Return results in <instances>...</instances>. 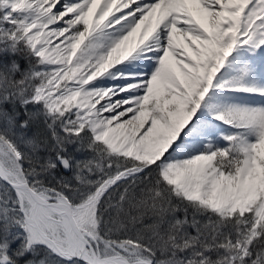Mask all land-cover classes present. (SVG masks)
Instances as JSON below:
<instances>
[{
  "label": "snow or ice",
  "instance_id": "1",
  "mask_svg": "<svg viewBox=\"0 0 264 264\" xmlns=\"http://www.w3.org/2000/svg\"><path fill=\"white\" fill-rule=\"evenodd\" d=\"M0 264H264V0H0Z\"/></svg>",
  "mask_w": 264,
  "mask_h": 264
}]
</instances>
